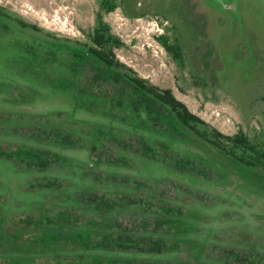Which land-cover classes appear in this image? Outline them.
I'll use <instances>...</instances> for the list:
<instances>
[{
  "label": "rangeland",
  "instance_id": "374dc122",
  "mask_svg": "<svg viewBox=\"0 0 264 264\" xmlns=\"http://www.w3.org/2000/svg\"><path fill=\"white\" fill-rule=\"evenodd\" d=\"M0 264H264V0H0Z\"/></svg>",
  "mask_w": 264,
  "mask_h": 264
},
{
  "label": "trees",
  "instance_id": "16d2710c",
  "mask_svg": "<svg viewBox=\"0 0 264 264\" xmlns=\"http://www.w3.org/2000/svg\"><path fill=\"white\" fill-rule=\"evenodd\" d=\"M98 28L100 27H95L91 35V41L95 46H89L87 48V53L92 60L99 61L101 65L110 67L114 65V61H112V57L110 54V48H103L101 46V43L107 42L109 45L116 46L118 44V40L115 36L106 32V29L104 27L103 29L105 30V32ZM128 79L132 81L133 84L136 85L139 89L148 93L150 97L158 102L165 104L180 122L186 124L191 129H193L192 122L200 121L196 115L192 114L184 107L182 102L174 98L167 88L159 89L156 86H145L141 82L142 80L140 78L128 77ZM226 137L228 139L235 138L236 140H240V136H236V134Z\"/></svg>",
  "mask_w": 264,
  "mask_h": 264
}]
</instances>
